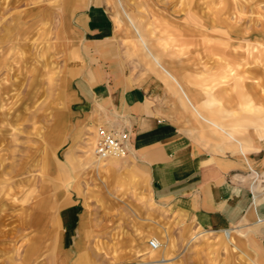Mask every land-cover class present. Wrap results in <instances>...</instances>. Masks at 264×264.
<instances>
[{
	"label": "rangeland",
	"instance_id": "374dc122",
	"mask_svg": "<svg viewBox=\"0 0 264 264\" xmlns=\"http://www.w3.org/2000/svg\"><path fill=\"white\" fill-rule=\"evenodd\" d=\"M215 2L123 5L152 49L206 91L211 106L226 108L225 124L242 138L252 124L264 125V97L251 100L264 75L246 73L205 46L204 38L215 32L203 30L202 19ZM89 3L112 17L109 34H84ZM222 3L238 4L243 19L237 28L253 31L254 44L263 49L264 0ZM83 56L107 64L128 85L169 81L118 0H0V264H261L241 230L234 227L230 244L223 230L206 232L155 201L145 170L129 157L95 158L98 122L77 124L66 90L67 62ZM246 66L261 70L256 62ZM221 78L237 82L223 86ZM222 89L225 99L213 100ZM107 117L103 110L101 120ZM154 238L161 249L150 247ZM214 238L221 244L210 246Z\"/></svg>",
	"mask_w": 264,
	"mask_h": 264
},
{
	"label": "crops",
	"instance_id": "0c3cea01",
	"mask_svg": "<svg viewBox=\"0 0 264 264\" xmlns=\"http://www.w3.org/2000/svg\"><path fill=\"white\" fill-rule=\"evenodd\" d=\"M118 2L155 65L171 82L128 85L126 77L116 75L107 64L95 63L88 56L71 58L66 65L70 114L77 124L91 128L96 121L104 122V110L107 119L129 128L131 149L127 157L145 170L153 199L206 232L223 230L225 235L229 231L230 244L234 227L241 230L264 264V125L252 124L250 133L238 138L234 128L225 124L222 111L226 108L211 106L206 91L176 73L144 39L123 0ZM215 3L217 6L206 13L207 19H202L203 30L212 28L215 32L204 38L205 46L231 63L239 62L246 73L264 75V48L254 44L253 31L237 28L242 27L243 19L238 4L227 7L222 0ZM85 7L84 34H109L114 26L107 11L96 3ZM253 62L259 63L261 70L246 66ZM236 82L221 78L218 84ZM253 89L257 90L251 100L264 97V78H258ZM225 96L222 89L213 100L221 101ZM250 168L260 174L254 190ZM63 219H69V212L63 213ZM208 244L221 241L214 238ZM161 259V263L168 260Z\"/></svg>",
	"mask_w": 264,
	"mask_h": 264
},
{
	"label": "built area",
	"instance_id": "2783aa9c",
	"mask_svg": "<svg viewBox=\"0 0 264 264\" xmlns=\"http://www.w3.org/2000/svg\"><path fill=\"white\" fill-rule=\"evenodd\" d=\"M130 149L131 130L129 128L116 119H107L98 124L92 147L93 155L98 161L125 158L129 155ZM250 172L252 173L250 185L254 190L259 183L260 174L252 168ZM149 244L153 250L161 247V242L157 238L151 239Z\"/></svg>",
	"mask_w": 264,
	"mask_h": 264
},
{
	"label": "bare ground",
	"instance_id": "6f19581e",
	"mask_svg": "<svg viewBox=\"0 0 264 264\" xmlns=\"http://www.w3.org/2000/svg\"><path fill=\"white\" fill-rule=\"evenodd\" d=\"M231 233L229 232V231H227L226 233H225V236L227 237V239L228 240H230L231 239V237H232V235H230ZM160 241V240H159ZM159 249H161V247L159 248ZM158 249V250H159Z\"/></svg>",
	"mask_w": 264,
	"mask_h": 264
}]
</instances>
